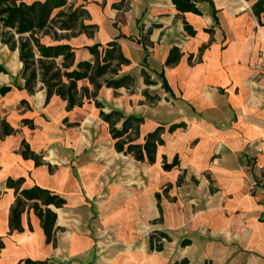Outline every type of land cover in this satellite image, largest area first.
Wrapping results in <instances>:
<instances>
[{
  "label": "crops",
  "instance_id": "0c3cea01",
  "mask_svg": "<svg viewBox=\"0 0 264 264\" xmlns=\"http://www.w3.org/2000/svg\"><path fill=\"white\" fill-rule=\"evenodd\" d=\"M255 1L198 0L197 14L172 0H69L88 11L85 24L96 25L63 40L74 47L75 64H94L89 47L99 44L104 54L113 40L130 60L100 78L103 108L89 98L68 110L57 94L47 99L41 81L30 93L19 50L0 39L7 71L0 116L15 130L0 131V264H264V190L254 188L264 164V25ZM175 46L181 59L167 65ZM124 75L131 86L104 82ZM77 84L93 89L88 78ZM101 109L123 114L119 129L125 117L142 118L139 143L164 127L155 161L117 151ZM23 142L40 164L24 156ZM165 157L179 164L165 169ZM34 186L65 201L48 206L56 213L52 241L34 207H46L40 199L23 198V230L10 226L20 192ZM156 231L170 237L160 250L151 247Z\"/></svg>",
  "mask_w": 264,
  "mask_h": 264
},
{
  "label": "trees",
  "instance_id": "16d2710c",
  "mask_svg": "<svg viewBox=\"0 0 264 264\" xmlns=\"http://www.w3.org/2000/svg\"><path fill=\"white\" fill-rule=\"evenodd\" d=\"M177 10L180 12H194L200 14L197 7L198 0H172ZM252 10L257 16L259 23L264 25V0H256L252 5ZM89 13L82 6L74 7L69 0H36L27 3L25 0H0V39L8 45L11 50H19L20 60L23 62V75L26 78V88L30 93L35 91L37 83L41 81L47 90V99L53 94H57L64 100H67L68 110L75 107H82L86 99L94 98L97 107L103 108L96 97L103 86L100 80L106 73L118 74L122 64H128L130 60L124 55L117 40L110 41L104 48V54L101 53L100 45L95 44L89 47L95 55V63L90 61H81L75 64L74 47L69 43L63 42L69 38L76 28L83 29L96 28L94 24H85L84 18ZM185 30L190 35H195L196 30L185 21ZM94 30L89 32L93 34ZM51 38V42H45V38ZM182 53L178 47H173L170 51L167 65H174L181 59ZM61 57V61L58 59ZM7 72L0 65V73ZM146 83L151 84L147 74ZM88 78L93 85V89L84 86L79 88L77 81ZM105 84L109 87L131 86L134 79L131 75H124L119 79H106ZM164 87L170 90V87L164 79ZM11 89L10 86L1 88L2 93ZM149 97V93L145 91ZM156 99V97H151ZM101 117L110 124V133L115 139V148L124 154H131L137 160L144 161L148 159L154 162L156 159V150L159 144L164 143L161 133L164 127L160 126L155 131L148 133L144 143L136 142L140 135V124L143 119L136 116L125 117L123 127L117 128L116 124L122 118L123 114L119 111L105 112L101 109ZM25 122H29L28 119ZM181 124H175L170 127L174 130ZM0 131L2 136L10 135L15 132L9 123L1 119ZM25 157H33L37 164L41 161L39 156L30 151L29 146L23 142ZM179 164L176 157L172 163H168L165 157L163 167L171 169ZM22 179H20L21 181ZM21 196H18L16 204L11 211L10 226L11 229L23 230L21 225V214L25 207L26 199H40L42 207L38 202L34 204L38 216L42 220V226L48 241L53 240V227L56 221V213L48 206L54 204L61 206L65 201L57 194L40 186H34L30 189H23ZM163 238L170 237L165 232L156 231L151 235V247L158 250L162 249ZM4 247V242L0 238V249ZM26 264H50L47 260L25 259Z\"/></svg>",
  "mask_w": 264,
  "mask_h": 264
},
{
  "label": "built area",
  "instance_id": "2783aa9c",
  "mask_svg": "<svg viewBox=\"0 0 264 264\" xmlns=\"http://www.w3.org/2000/svg\"><path fill=\"white\" fill-rule=\"evenodd\" d=\"M261 170H262V177L260 179V181L255 185L254 188H260L262 190H264V164L260 166Z\"/></svg>",
  "mask_w": 264,
  "mask_h": 264
},
{
  "label": "rangeland",
  "instance_id": "374dc122",
  "mask_svg": "<svg viewBox=\"0 0 264 264\" xmlns=\"http://www.w3.org/2000/svg\"><path fill=\"white\" fill-rule=\"evenodd\" d=\"M84 30L90 31V29H84ZM75 33H78V30L72 32V34H75Z\"/></svg>",
  "mask_w": 264,
  "mask_h": 264
}]
</instances>
